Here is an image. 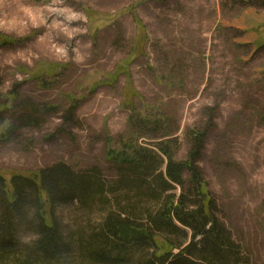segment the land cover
Here are the masks:
<instances>
[{
  "label": "rangeland",
  "instance_id": "1",
  "mask_svg": "<svg viewBox=\"0 0 264 264\" xmlns=\"http://www.w3.org/2000/svg\"><path fill=\"white\" fill-rule=\"evenodd\" d=\"M87 7L98 14L89 18ZM131 7L147 26L143 52L135 51ZM0 33L20 40L0 37V132L16 89L18 101L56 106L40 127L0 142V172L9 183L59 162L116 179L108 154L121 150L131 111L123 106L126 77L111 85L106 75L129 60L143 96L136 109L157 107L172 119L178 160L191 149V130L208 131L199 166L217 215L255 264H264V0H0ZM43 63L62 65L45 76L49 88L33 78ZM55 215L74 242L106 214L72 204ZM29 236L20 232L24 241Z\"/></svg>",
  "mask_w": 264,
  "mask_h": 264
},
{
  "label": "trees",
  "instance_id": "2",
  "mask_svg": "<svg viewBox=\"0 0 264 264\" xmlns=\"http://www.w3.org/2000/svg\"><path fill=\"white\" fill-rule=\"evenodd\" d=\"M127 12L137 29L135 51L143 52L147 26L136 7ZM85 13L89 18L98 14L88 7ZM0 37L4 43L20 42L2 33ZM92 38L96 43L97 33ZM128 61L106 75L111 85L126 77L123 106L131 111L121 150L108 154L116 179L109 181L98 168L78 172L63 162L16 174L10 183L0 172V264H255L219 219L217 202L199 166L208 131L191 130V149L185 160H178L180 144L171 131L172 119L157 107L136 109L134 100L143 101V96L134 88ZM40 68L33 78L40 88H49L45 76H56L62 65L43 63ZM15 91L13 104L4 107L11 117L0 142H10L23 128L40 127L56 109L18 101ZM76 109L75 103L66 122L73 120ZM145 139L150 144L140 143ZM176 186L181 188L179 195ZM72 204L106 214L98 229L80 234L74 242L55 215L57 207ZM23 230L33 238L22 240Z\"/></svg>",
  "mask_w": 264,
  "mask_h": 264
}]
</instances>
